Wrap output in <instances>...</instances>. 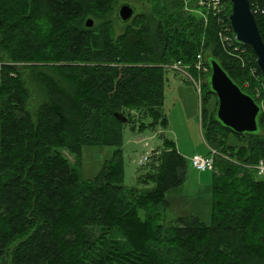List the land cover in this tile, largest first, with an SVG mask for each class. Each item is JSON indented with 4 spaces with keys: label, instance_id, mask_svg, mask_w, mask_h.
<instances>
[{
    "label": "trees",
    "instance_id": "trees-1",
    "mask_svg": "<svg viewBox=\"0 0 264 264\" xmlns=\"http://www.w3.org/2000/svg\"><path fill=\"white\" fill-rule=\"evenodd\" d=\"M137 1L148 2L150 13L103 41L84 21L111 0H0L3 264H264V182L248 168L264 158V109L255 135L226 129L216 110L203 126L207 155L216 151L211 225L194 215L166 221L168 194L189 174L173 141L165 139L140 169L136 187L124 185L119 151L94 179L81 176L82 147L116 144L126 125L167 127L164 65L192 67L202 55L210 69L216 59L245 93L264 101L255 54L239 44L236 54L223 48L218 16L189 11L185 0ZM250 2L264 40V0ZM18 63L35 66L40 106L31 105L40 94ZM208 77L203 89L213 94Z\"/></svg>",
    "mask_w": 264,
    "mask_h": 264
},
{
    "label": "rangeland",
    "instance_id": "rangeland-1",
    "mask_svg": "<svg viewBox=\"0 0 264 264\" xmlns=\"http://www.w3.org/2000/svg\"><path fill=\"white\" fill-rule=\"evenodd\" d=\"M122 4H131L136 7L134 17L126 24H131L137 15L149 14L151 5L137 0H111L97 17H87L94 21L93 29L100 32L103 41L113 40L123 34L126 24L121 23L116 15ZM185 7L189 11H196L198 6L195 0H185ZM200 12H202L200 10ZM207 10H203L206 16ZM107 22L105 26H101ZM0 64H3L0 62ZM20 69H29L30 84L33 92L40 97L32 100L31 105L40 106L44 102L43 86L36 77L37 71L29 63H18ZM41 67V65H37ZM207 75V74H205ZM217 99L213 94H208L206 89L199 96L195 83L186 77L171 70L165 71L164 107L163 111L167 117L166 128L158 127L151 129L147 125L143 129L140 124L135 127L126 125L122 139L116 144L100 146H84L81 150L82 168L81 176L85 180L94 179L101 172L104 163L111 160L115 152H120V159L124 170V185L128 187L138 186L140 166L138 162L150 149H163L165 139L173 141L178 152L189 164L187 181L179 188L168 194L169 208L166 211V221L176 220L179 217L197 216L207 225L212 223V194L214 171H197L191 159L196 156H206L209 147L206 144L204 133L206 124L211 114L216 110ZM204 112V113H203ZM206 114L207 117H204ZM150 121L145 120V124ZM231 141H236L233 135ZM160 150H157L160 152ZM71 164L75 158L67 152H62ZM0 264H3L0 261Z\"/></svg>",
    "mask_w": 264,
    "mask_h": 264
},
{
    "label": "water",
    "instance_id": "water-1",
    "mask_svg": "<svg viewBox=\"0 0 264 264\" xmlns=\"http://www.w3.org/2000/svg\"><path fill=\"white\" fill-rule=\"evenodd\" d=\"M231 12L228 22L232 28L235 42L252 50L257 58V66L264 81V40L258 27L250 0H228ZM136 7L122 4L117 12L118 20L126 24L134 17ZM94 21L88 19L86 26L93 27ZM210 73L208 85L217 99L216 119L235 134L255 135L260 131L259 117L263 107L245 93L224 70L216 59L209 60ZM115 117L126 123L127 117L116 113Z\"/></svg>",
    "mask_w": 264,
    "mask_h": 264
},
{
    "label": "built area",
    "instance_id": "built-area-1",
    "mask_svg": "<svg viewBox=\"0 0 264 264\" xmlns=\"http://www.w3.org/2000/svg\"><path fill=\"white\" fill-rule=\"evenodd\" d=\"M197 4L200 7H203L208 12L212 13L214 16L219 17V22L221 25V30L219 32V38L221 41V44L223 48L229 53V54H236L238 52H241V49L238 45L235 44L234 38L232 35V29L230 25L228 24L225 16V12L227 10V4L225 0H196ZM255 14V11H253ZM244 52V50H243ZM2 64H0V70H1ZM170 70H173L180 75L186 77L191 82L195 83V86L197 88V92L199 95H201L202 92V75L208 72L207 67L205 66V61L202 55L197 56L196 63L192 66L194 70L198 73L197 76L191 73L190 68H192L189 65H185L182 62H176L171 65L166 66ZM257 97L260 98V92L257 89L256 90ZM264 101L262 102V104ZM160 152L156 149H150L146 154L142 157V159L138 162L140 166L145 165L150 159L154 156L159 155ZM213 154H216V151H213ZM191 163L193 167L200 172H206V171H213L214 170V159L213 155L211 156H194L191 159ZM250 169L254 171V174L259 181L264 182V158L259 161L257 165L250 166Z\"/></svg>",
    "mask_w": 264,
    "mask_h": 264
}]
</instances>
